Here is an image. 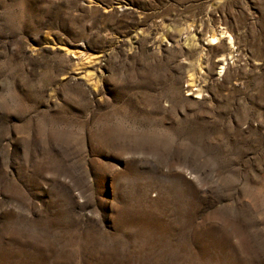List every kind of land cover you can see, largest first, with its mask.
Here are the masks:
<instances>
[{
  "label": "rangeland",
  "instance_id": "rangeland-1",
  "mask_svg": "<svg viewBox=\"0 0 264 264\" xmlns=\"http://www.w3.org/2000/svg\"><path fill=\"white\" fill-rule=\"evenodd\" d=\"M0 264H264V0H0Z\"/></svg>",
  "mask_w": 264,
  "mask_h": 264
},
{
  "label": "bare ground",
  "instance_id": "bare-ground-1",
  "mask_svg": "<svg viewBox=\"0 0 264 264\" xmlns=\"http://www.w3.org/2000/svg\"><path fill=\"white\" fill-rule=\"evenodd\" d=\"M217 39H218V37L217 38L216 37H212L210 43L215 42Z\"/></svg>",
  "mask_w": 264,
  "mask_h": 264
}]
</instances>
